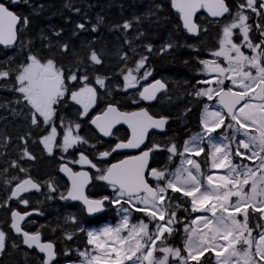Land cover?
Instances as JSON below:
<instances>
[{"label":"snow or ice","instance_id":"6c2138e0","mask_svg":"<svg viewBox=\"0 0 264 264\" xmlns=\"http://www.w3.org/2000/svg\"><path fill=\"white\" fill-rule=\"evenodd\" d=\"M21 4L35 11L31 0H0V45L5 48L14 47L30 24L28 16L13 10ZM171 6L179 14L184 30L191 35H198L201 30L200 25L193 19L201 9L214 18L231 17L223 23L219 19L214 21L221 27L218 48L210 50L213 59L199 61L205 74L215 75L210 80H201L197 83L214 82L216 87L199 88L192 94L196 97H207L208 100H212L215 95L216 103L220 106L218 110H209L208 105L204 106L200 119L202 132L186 140L182 151L175 142L169 145L152 143L149 147L145 144L149 130L163 131L168 118L154 117L143 108L135 112H121L109 104L102 114L91 120V124L102 136L111 137L114 135L115 126L124 123L131 130V136L127 141L116 143L110 150L100 152L99 158L109 157L121 149H138L140 150L138 155L129 156L107 168H100L81 152L78 160L60 164V172L65 173L71 182L66 193L60 191L54 180L46 181L42 185L29 177L15 184L7 200L0 203V207H9L12 200L28 206L30 201L22 194L31 190L41 192L45 186L48 189V193L45 194L47 200L57 198L54 194L59 193L58 199L61 201L82 202L89 215L103 212L107 205L116 207L117 212L122 215L115 226L87 231V244L92 247L90 250L79 252L80 264H172L173 261H177L178 264H190L191 261L202 264L201 257L209 252L215 253V264H264V224L259 222L264 221V23L258 22L255 25L260 37L258 42L251 35L253 26L248 23L249 12L264 20V0H236L235 12L227 0H171ZM65 7H73L70 0ZM40 8L42 9L43 5H40ZM74 11L79 13L80 9L75 8ZM148 15L155 13L149 12ZM133 20L137 24L141 22L139 16ZM116 27L127 33V30L133 27V21H125ZM76 29L88 30L86 23L83 22L78 23ZM91 30L95 32L96 26L93 25ZM203 30L207 31L206 28ZM54 34L59 36L60 32ZM75 34L74 31L73 35ZM144 35L143 31H139L135 39ZM234 37L242 39L237 43ZM41 38L48 39L43 35ZM126 43L131 48L132 40L126 38ZM176 46L178 45L166 42L159 49V54H164ZM21 47L28 51L24 62L14 65L12 57L0 62V89L19 93V98L10 103L23 104L28 108L32 126L37 128L44 126L47 134L42 136L39 142L49 155H53L56 148L62 153H68L78 145L87 144L88 141L82 136L73 134V127L80 129L81 124L71 120L65 123L64 117H60V127L63 128V136L60 138L55 118L58 115V106L67 100L79 105L82 111H79L78 115L86 117L99 99L96 86H99V89H108L107 77L95 75L93 84L89 73V68L103 63L101 55L93 49L85 63L83 57L73 52L77 57L74 62L75 68L70 66L65 70L63 65H58L54 56L45 59L40 53L33 52L31 41H21ZM44 47L50 50L53 46L49 42ZM58 47L61 53L70 50L67 42L59 44ZM144 47L149 54L155 51L150 43ZM243 48L250 50V54H246ZM131 50L135 51L134 48ZM220 58L227 67L218 62ZM121 59L127 60L128 57L125 54ZM148 59V55H141L134 70L128 69L127 74L121 70L123 90L136 88L141 79H147L152 75L147 67ZM141 69H144L142 77L132 74L133 71L139 72ZM225 80H230L233 87L226 88ZM162 91L166 92V83L157 79L139 91V96L141 100L153 101ZM7 106L6 103H0V108ZM13 111L15 112V109ZM218 129L223 130L214 136ZM204 143L208 145L207 152L201 146ZM234 144L235 151L232 147ZM240 149L245 151L241 152ZM157 151L169 153L168 163H172L173 157L179 156V166L175 170L169 169L167 165L152 167L150 159ZM202 153H205L207 160L210 161L211 169H222L225 173L217 175L203 171L201 163L192 158L193 155L199 157ZM235 157H240L242 161L252 160L255 167L243 162L234 163ZM22 158L34 159L27 148L24 149ZM64 159L65 157L61 156V160ZM69 163L96 169L99 174L95 179L106 182L113 195L90 199L85 195V186L91 179L89 172L74 171L68 166ZM11 166L19 167L21 172L27 171L16 161H13ZM7 171L4 169V172ZM152 181H155L154 185ZM5 183L11 181L5 180ZM246 185H250L247 191ZM175 193H180L181 198L188 200H184L183 203L177 201L172 195ZM233 197L236 198L234 202ZM189 200V215L192 213L199 215L191 219L190 225L187 223L184 225L187 238L183 249L169 246L165 243L167 239L165 233L171 236L176 232L174 225L182 222L177 217L176 209L184 207L185 212H188L189 209L185 205ZM133 211L143 213L148 218V223L143 219L132 223ZM33 213L43 214L39 209L23 213L11 209L10 227L17 235L22 236V243L27 248L43 254L40 264H56L59 253L55 249V242L42 241L40 230L30 233L21 226V222H25ZM209 213L210 215H207ZM256 213H259V218L253 228L249 221ZM238 214L243 216V220L237 218ZM65 221H71L74 225L79 224L77 217L71 213L65 217ZM154 222L155 228L150 230L149 226ZM78 230L84 231L83 228ZM255 231H258V236L253 235ZM73 235L74 233H65V238L71 240ZM6 240L7 234L0 230V253L6 248ZM157 241H160L159 245ZM12 246L18 247L15 243ZM64 255H68L67 250Z\"/></svg>","mask_w":264,"mask_h":264},{"label":"trees","instance_id":"16d2710c","mask_svg":"<svg viewBox=\"0 0 264 264\" xmlns=\"http://www.w3.org/2000/svg\"><path fill=\"white\" fill-rule=\"evenodd\" d=\"M68 2L69 0H31L35 11L22 4L15 7L14 11L29 17L30 24L16 46L8 49L0 47V62L6 61L9 57H12L14 65L24 62L28 51L22 49L21 41H31V50L40 53L45 59L54 56L58 65H63L65 70L70 66L75 68L74 62L77 57L73 55V52L83 57L87 63L89 52L93 49L96 50L101 55L103 63L89 68V73L93 84L95 75L107 77L108 89H99V86H96L99 99L93 115L102 112L109 104L122 112H130L143 107L139 100V86L127 91L123 90L124 80L121 70L127 74L128 69L136 68V62L141 55H148L147 67L152 69L155 78L166 83V92L159 95L155 103L161 104L158 113L169 120L166 133L177 128L183 133L184 126L195 119L193 107L196 102L192 98V93L200 87V84L197 83L200 81L201 64L199 61L209 57L210 50L218 48L217 41L221 27L201 15L196 20L201 28L199 36L197 38L189 37L182 30L177 14L171 10L170 0H70L73 7L67 8L65 4ZM227 3L232 6L234 12L236 0H227ZM40 5H43L42 9ZM157 5L160 7L157 8ZM75 8H79L80 12H75ZM149 12H154L155 15L150 16ZM136 16L141 18L139 24L133 20ZM125 21H133V27L127 30V33L122 28L116 27ZM82 22L86 23L87 31L76 29V25ZM93 25L96 26L95 32L91 30ZM205 28L207 31L203 30ZM74 31L75 35H73ZM139 31H143L145 35L135 39ZM55 32H60V35L56 36ZM42 35L48 39H42ZM126 38L132 40L131 48H134L135 51H132L129 44L126 43ZM49 42L53 46L50 50L44 47ZM65 42L69 44L70 50L67 53H61L58 45ZM166 42L178 46L169 49L164 54H159V49ZM149 43L155 49L151 54L147 53L144 47ZM189 45L194 47H189ZM125 54L128 59L122 60L121 57ZM12 82L14 83V77ZM19 96V93L0 89V103L8 105L0 108V203L7 200L12 188L19 180L29 177L42 185L46 181L54 180L59 185L60 191L65 192L66 190L65 182L58 175L55 160L47 158L43 154L39 141L44 134V127L37 128L31 125L28 108L23 104L10 103ZM57 113L56 123L63 115L76 116L78 109L67 100L58 106ZM157 114L153 113V115ZM81 124L85 125L83 129L89 130L86 120H82ZM125 133L124 130H116L113 137L118 141L124 137ZM89 138L91 137L89 136ZM25 148L34 159L22 158ZM13 161H16L27 171L21 172L19 167H12ZM150 165L157 168L160 166L153 161ZM4 169L8 171L4 172ZM13 177L17 179L13 180ZM5 180L11 181V183H5ZM98 186L100 187V184ZM47 193L48 189L45 186L41 192H35L25 197L30 201L26 208H22L18 202L12 201L9 202V207H0V230L7 234L6 248L0 253V264H40L37 254L24 249L20 240L12 235L9 229L11 209H16L21 213L39 209L43 213L37 215L36 223L30 224V226L26 225L24 230L32 229L34 232L40 230L42 241H54L56 251L59 253V263L66 259L68 263H72L75 261L72 257L74 249H85L84 235L81 231L78 232L77 228L85 221L84 215L81 214L77 217L78 225H74L71 221L66 222V216L60 212L62 209L60 202L65 203V201L58 199L59 193L54 194L57 198L47 200L45 198ZM172 195L181 203L188 200V198H181L180 193ZM185 207L189 209V202ZM77 210L80 211L79 208ZM176 212L182 222L174 225L176 232L169 236L165 243L183 249L186 239V234L183 231L184 225L190 223L194 214L189 215L190 210L185 212L184 207L176 209ZM112 218L113 216L110 215L107 217V221ZM257 221L255 215L252 216L249 221L250 226L255 228ZM53 228L56 230L52 231ZM65 233H74L73 238L66 239ZM13 243L18 247L14 248ZM159 244L160 241L157 242V245ZM66 250L69 257L64 255ZM208 256L209 254H205L204 257H201L202 264H213V259ZM172 264H178V262L173 261ZM190 264H196V262L192 261Z\"/></svg>","mask_w":264,"mask_h":264},{"label":"flooded vegetation","instance_id":"af4514ba","mask_svg":"<svg viewBox=\"0 0 264 264\" xmlns=\"http://www.w3.org/2000/svg\"><path fill=\"white\" fill-rule=\"evenodd\" d=\"M249 15H250V20L248 21V23L253 26V30H252L251 35L254 38V40L256 42H258L260 37H259V32L255 28V25L258 22L264 23V20H262L261 18H258L254 13H250L249 12ZM240 39H242V37H238L239 41H240ZM234 40H235V42H237L236 41L237 38L234 37ZM4 49H8V48H4ZM242 50L246 54H250V50H245V48H243ZM150 70L152 72V75L148 76L146 81L141 85V89H142L143 86L147 85L148 83H150V82H152L154 80H157V78H155V76L153 75L152 69H150ZM214 75H215V73L213 74V76ZM225 86H226V88L227 87H233L230 84V80H225ZM199 88H203L202 85ZM234 90H236V89L234 88ZM192 98L196 102V104L193 107V110L195 111V119L192 120L190 124L184 126V128H183L184 132L183 133L179 131V128H177L176 130H173V131H170V132L166 133V129H167L168 125H169V120H168V123L165 126L164 131L162 133H159V134L150 133L148 135L147 139H146V143L145 144L150 147L152 145V143H157V144H162V145H169L171 142H175L178 145L179 150L182 151L183 147H184V142L186 140H189L193 135L202 132V126L200 124V119H201L202 112L204 110V106L208 105L209 106V110H218L220 106L216 103V100H217L216 96L213 97L212 100H208L206 97H196V96H194L192 94ZM156 100L153 103L148 104L147 106H145V105H143L141 103V105L143 106L142 108H144L147 111H149V113L151 115H153V113L157 114L158 112H160L161 104H159V103L155 104ZM68 102L73 104L74 106H76L77 109H78V112L81 111L80 107L78 105H76L74 102H71L70 100H68ZM239 107H240V105L237 106V108H239ZM94 109H95V105L89 110V113H88V115L86 117H80L78 114L76 116H64V115L61 116V117L65 118V123H67V121L69 119H71V121H75V122H78L80 124H81L82 120H86L87 121V125H88L89 130L83 129V127L85 126L84 124H81L80 129H75L73 127V134L74 135L78 134V135L82 136L84 139H86L88 141L87 144L78 145V146L74 147L73 149H70L68 153H62L58 148H56V149H54V154L53 155H49L45 151L43 145L40 143V145H41V147L43 149L44 156L47 157V158H50V159H54L58 169H59V166H60L61 163H67L68 161H71V160H78L79 159V154L81 152H83L85 155H87L89 157V159L93 160V162L97 163L100 168H107L111 164L119 162L120 160H122V159H124V158H126L128 156H131V154L127 155V154H120V153H112V155L109 156V157H106V158H103V159L99 158V153L100 152L105 151V150H110L112 147H114V145L116 143H118L120 141H127L128 132L124 128H117L113 132H115L116 130H120V129L124 130L126 132L124 137L120 138V140L117 141L113 136L109 137L108 140L101 139L92 130V128L90 127V120L94 116L99 114L98 113V114H93L92 115ZM153 116L159 118L162 115L160 113H158L157 115H153ZM56 125L58 127L59 136H60V138H62V136H63V128L60 127V121L58 123H56ZM41 126L44 127L43 125H41ZM222 130L223 129H218L217 133H214L213 135L214 136L219 135L222 132ZM43 132H44L43 136L47 134V132L45 130H43ZM230 132H231V130H229V134H230ZM89 136L91 138H89ZM92 145H94L95 147H92ZM201 146H203L205 148L206 152L208 151L207 143H204ZM232 147H233V151H235L236 145L234 144ZM240 151L243 152L242 149H240ZM168 155H169V153H167L166 151H157V152H155L153 154L152 159H150V163H151V161H153V162H155L156 165L157 164H159L160 166L167 165L169 169L174 170L180 164V157L179 156H175V157H173L172 163H168V160H167ZM61 156L65 157V159L63 161L61 160ZM192 158L196 159L199 163H201L203 171H205V172H207L209 174L212 173V172L209 171L210 170V161L207 160V156H206L205 153H202L199 157H196L195 155H193ZM241 162L245 163V160L242 161L240 157H235L234 158V163H238L239 164ZM68 166L71 167L74 171L84 170V171L89 172V175L91 177V179H90L91 180V185L88 187V189L86 191V195L90 199H99V198L103 197L104 195H109V196L113 195L112 190H111V188L109 186L105 185L103 183V181L95 179V176L99 174V173L96 172V169H91L87 165H83L82 166V165H79V164H70V163L68 164ZM249 166L255 167V162H249ZM224 173H225V170H224ZM152 183L154 185L155 181H152ZM65 184H66V190H65V193H66L68 185H67L66 182H65ZM99 184H100V187L98 186ZM92 191L93 192L95 191V192L91 193ZM232 200H234V198H232ZM18 204L22 208H26L27 207L25 205H21L20 203H18ZM60 205L62 207L60 212L63 213L65 216H67L69 213H71L72 215H74L76 217H78L81 214L84 215V217L86 218L85 221L82 224H80L79 226H77L78 229L79 228H83L84 229V231H81V233L84 236H85V233L88 230L89 231L97 230V229H99L102 226V223L104 224V222H108L107 221V217L112 215L113 210H114V207L112 205H107L106 208H105L106 211L104 212L103 215L95 217V218H88L87 215H86V212L82 208V206H80V205H78L76 203H71L69 201H65V203H63V202L61 203L60 202ZM78 208L80 209V211L77 210ZM37 215L38 214L34 215L29 220L31 222L26 223L23 227H25L26 225L30 226V224L32 225V224L36 223L35 219L37 218ZM254 215H255V218L258 220V218H259L258 213L254 214ZM259 222L261 224H264V221H259ZM28 232L34 233V231L32 229H29ZM78 232H80V231L78 230ZM255 233H256V231L253 234H255ZM20 242H21V240H20ZM21 245H22V243H21ZM76 250L77 249H74V251H76ZM32 252L37 254L35 251H32ZM73 252H72V257L76 261L77 259L73 256ZM37 256L40 258V260L43 259L40 255L37 254ZM69 256L70 255L68 254L65 257H69ZM67 263H68L67 259L65 261H63L62 263H59L58 262V258H57L56 264H67Z\"/></svg>","mask_w":264,"mask_h":264},{"label":"water","instance_id":"95a60500","mask_svg":"<svg viewBox=\"0 0 264 264\" xmlns=\"http://www.w3.org/2000/svg\"><path fill=\"white\" fill-rule=\"evenodd\" d=\"M170 7H171V10H172L175 14L178 15L179 23H180V25H181L182 30H183V31H184L189 37L197 38V37L199 36V34H198V35H191V34L187 33V32L184 30V28H183V26H182V22L180 21V18H179V14H178L177 11L171 6V0H170ZM200 15H203V16L206 17L209 21H212V22L216 21L217 19H219L220 21H222V20L225 19V18H214V17H211V16H209L208 13H207L205 10H203V9L199 10V11L197 12L196 16H195L193 19L196 21V18H197L198 16H200ZM226 18H227V17H226ZM0 47L5 48L3 45H0ZM154 81H155V80H154ZM154 81L148 83V84L145 85L144 87H148L149 85L153 84ZM144 87H143V88H144ZM143 88H142L140 91H142ZM162 92H164V91H162ZM162 92H161V93H162ZM161 93H158L157 96H159ZM139 100H140V102H141L143 105H145V106H147L148 104H151V103H153V102L155 101V100H153V101H144V100H141V99H140V96H139ZM107 107H108V106H107ZM107 107H106V108H107ZM106 108H105L100 114H102V113L106 110ZM143 109H144V108H143ZM139 110H140V109H138V110H134V111H131V112H135V111H139ZM121 112H122V111H121ZM100 114H98V115H100ZM96 116H97V115H96ZM94 117H95V116H94ZM94 117H93V118H94ZM93 118H92V119H93ZM92 119H91V120H92ZM91 120H90V127L92 128V130H93V131H94V132H95V133H96L101 139H103V140H108L109 137H104V136H102V135L98 132V130L95 128V126L91 124ZM117 128H124L125 130H127V132H128V138H130V136H131V130L128 128L127 124H124V123L117 124V125L115 126V128L113 129V131H114L115 129H117ZM163 131H164V130H163ZM163 131H161V130H159V129H150V130H149V134H150V133H157V134H159V133H162ZM149 134H148V135H149ZM146 139H147V138H146ZM145 143H146V141H145ZM141 147L144 148V145H142ZM139 151H140V150H138V149H121V150H118V151H116V152H114V153L127 154V155H128V154H131V156H133V155H138V154H139ZM128 157H129V156H128ZM126 158H127V157H126ZM126 158H124V159H126ZM122 160H123V159H122ZM116 163H118V162H116ZM59 169H60V166H59ZM59 169H58V174H59L60 178H62V179L67 183V185H68V187H69L71 182L69 181L68 176H67L65 173L60 172ZM81 171H84V170H81ZM103 183H104L105 185H107L106 182L103 181ZM90 185H91V180L89 181L88 185L85 186V195H86V191H87V189H88V187H89ZM107 186H108V185H107ZM35 192H36L35 190H31L30 192H28V193H24V194H22V195H23L24 197H26V196H29V195L35 193ZM12 202H17V200H12ZM69 202H71V203H76V204L82 206V208L85 210L86 215H87L88 218H95V217L101 216V215H103L104 212L106 211V209H105V210H104L103 212H101V213H95V214L89 215V213L86 211V208H85V206L83 205L82 202H80V201H69ZM34 215H36V213H33V215H32L31 217L26 218V221H25V222H21V226L23 227L26 223H28V221H29ZM10 225H11V214H10V224H9V229H10L12 235H13L14 237H16V238H19V239L21 240V243H22V236L17 235V234L14 232V230H12V228L10 227ZM22 247H23L24 249L28 250V251H35L38 255H40V256L43 258V254H42V253H38L35 249H29V248H27V246L24 245L23 243H22Z\"/></svg>","mask_w":264,"mask_h":264},{"label":"rangeland","instance_id":"374dc122","mask_svg":"<svg viewBox=\"0 0 264 264\" xmlns=\"http://www.w3.org/2000/svg\"><path fill=\"white\" fill-rule=\"evenodd\" d=\"M235 12V11H234ZM199 17V16H198ZM197 17V18H198ZM197 18H196V20H197ZM253 18V17H252ZM231 19V17L229 16L228 18H226L224 21H222L221 23H223V22H226V20H230ZM234 32H238V30H234ZM235 38H237V43H239L240 41L238 40V37H235ZM245 50H248L247 48H245ZM206 59H209V60H211V59H213V57L210 55L209 57H207ZM218 62H220L221 63V65L222 66H224V67H227V64L226 63H224L223 62V59L222 58H220L219 59V61ZM225 64V65H224ZM202 69H203V65H201L200 66V71H199V76H200V81L201 80H210V79H212V77H213V74L214 73H212V74H205L203 71H202ZM133 75H135V76H137V77H142L143 75H144V70H141V71H139V72H136V71H133V73H132ZM146 81V79H141L140 81H139V83L137 84V86L136 87H140L141 86V84H143L144 82ZM230 84H231V81H230ZM202 85V87L203 88H208V87H213V88H215L216 87V84L213 82L212 84H200V86ZM213 97H215V95L213 96ZM207 98V97H206ZM79 106V105H78ZM80 107V106H79ZM81 111H82V109H81ZM243 150V152L245 151L244 149H242ZM249 162H254V161H252V160H245V164H248L249 165ZM253 167V166H252ZM175 170V169H174ZM210 172H212V173H216L217 175H222V174H224V170H222V169H211L210 168V170H209ZM211 173V174H212ZM214 179H215V177H214ZM250 188V185H246L245 186V190L247 191L248 189ZM170 191V190H169ZM234 198V200H232L233 202L235 201V197H233ZM189 202V210H190V200L188 201ZM21 205H23V204H21ZM118 207V206H117ZM125 207H127V205H125ZM250 212H251V210H249ZM194 214V217H195V215H199V213H193ZM121 215L122 214H120V213H118L117 212V210H116V207H114V210H113V213H112V216H113V218L111 219V220H109L108 222H104V224L102 223V226L99 228V229H97V230H100V229H102V228H104V227H106V226H115L119 221H120V219H121ZM207 215H210V213L209 214H207ZM258 215H259V213H258ZM254 216V215H253ZM193 217V218H194ZM238 219H240V220H243V216L242 215H239L238 214V217H237ZM140 219H143L144 220V222L145 223H148V218L147 217H145L144 216V214L143 213H137V212H135V211H133L132 212V217H131V222L132 223H137ZM160 223H163V222H160ZM189 225H190V223H189ZM150 230H152V229H154L155 228V222L154 223H152V224H150ZM89 231V230H88ZM92 231H95V230H92ZM183 231H184V229H183ZM126 234V233H125ZM254 236H258V231H256V233L254 234ZM165 237H169L168 236V234L167 233H165ZM84 238H85V249L84 250H76V251H74L73 252V256L77 259L76 261H73L72 263H67V264H80V260H81V257L79 256V252H81V251H85V250H90L91 249V247L92 246H90V245H88L87 244V232L85 233V236H84ZM187 238V237H186ZM158 242V241H157ZM221 243H223V241H221ZM205 254H209V256L208 257H210V258H212L213 260H212V262H213V264H215V260H216V257H215V253L214 252H209V253H205ZM157 255H161L160 253H157ZM183 255H187V253H183ZM192 262V261H191ZM193 262H195V261H193Z\"/></svg>","mask_w":264,"mask_h":264},{"label":"crops","instance_id":"0c3cea01","mask_svg":"<svg viewBox=\"0 0 264 264\" xmlns=\"http://www.w3.org/2000/svg\"><path fill=\"white\" fill-rule=\"evenodd\" d=\"M15 203V202H14ZM10 224V223H9Z\"/></svg>","mask_w":264,"mask_h":264}]
</instances>
